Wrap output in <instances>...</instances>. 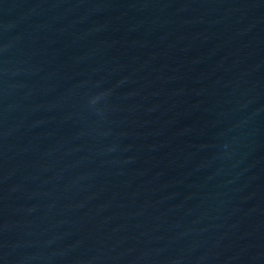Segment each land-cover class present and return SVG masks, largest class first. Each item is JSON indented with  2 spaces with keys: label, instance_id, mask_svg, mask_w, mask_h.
Returning <instances> with one entry per match:
<instances>
[{
  "label": "water",
  "instance_id": "obj_1",
  "mask_svg": "<svg viewBox=\"0 0 264 264\" xmlns=\"http://www.w3.org/2000/svg\"><path fill=\"white\" fill-rule=\"evenodd\" d=\"M0 264H264V0H0Z\"/></svg>",
  "mask_w": 264,
  "mask_h": 264
}]
</instances>
